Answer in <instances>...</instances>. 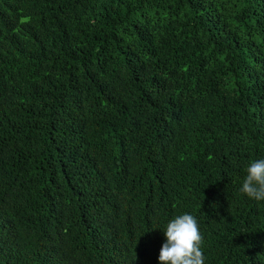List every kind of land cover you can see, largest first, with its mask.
Returning a JSON list of instances; mask_svg holds the SVG:
<instances>
[{
	"label": "trees",
	"instance_id": "obj_1",
	"mask_svg": "<svg viewBox=\"0 0 264 264\" xmlns=\"http://www.w3.org/2000/svg\"><path fill=\"white\" fill-rule=\"evenodd\" d=\"M264 0H0V264H264Z\"/></svg>",
	"mask_w": 264,
	"mask_h": 264
},
{
	"label": "clouds",
	"instance_id": "obj_2",
	"mask_svg": "<svg viewBox=\"0 0 264 264\" xmlns=\"http://www.w3.org/2000/svg\"><path fill=\"white\" fill-rule=\"evenodd\" d=\"M240 192L255 201H264V159L249 162ZM163 232L166 241L160 249L159 264H205L204 237L194 215L174 216Z\"/></svg>",
	"mask_w": 264,
	"mask_h": 264
}]
</instances>
